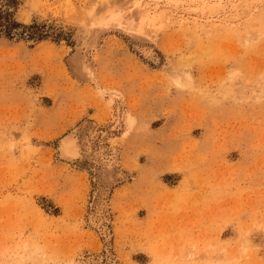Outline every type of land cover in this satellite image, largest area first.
<instances>
[{"label":"rangeland","instance_id":"1","mask_svg":"<svg viewBox=\"0 0 264 264\" xmlns=\"http://www.w3.org/2000/svg\"><path fill=\"white\" fill-rule=\"evenodd\" d=\"M0 264H264V0H0Z\"/></svg>","mask_w":264,"mask_h":264},{"label":"bare ground","instance_id":"2","mask_svg":"<svg viewBox=\"0 0 264 264\" xmlns=\"http://www.w3.org/2000/svg\"><path fill=\"white\" fill-rule=\"evenodd\" d=\"M205 5L206 2H204ZM236 7V6H235ZM211 8V7H210ZM213 8H214V5H213ZM246 33H249L250 30L247 29L245 30ZM74 129V128H73ZM72 131V130H71ZM76 134V133H75ZM73 134V136L75 135ZM72 134H68L67 136H65L64 138L60 139V144H59V147H60V152H61V155L62 157H65L67 159L70 160V158H73V157H76L77 155V152H78V147H77V143L75 141V137H73ZM62 137V136H61ZM77 140V139H76ZM59 143V142H58ZM82 153V152H81ZM60 154V153H59ZM59 156V155H58ZM77 158V157H76ZM75 159V158H74ZM64 160V159H63ZM76 160V159H75ZM66 161V160H64ZM74 161V160H73Z\"/></svg>","mask_w":264,"mask_h":264},{"label":"trees","instance_id":"3","mask_svg":"<svg viewBox=\"0 0 264 264\" xmlns=\"http://www.w3.org/2000/svg\"><path fill=\"white\" fill-rule=\"evenodd\" d=\"M15 24H17V23H15Z\"/></svg>","mask_w":264,"mask_h":264}]
</instances>
